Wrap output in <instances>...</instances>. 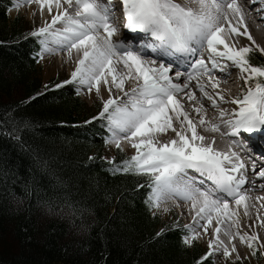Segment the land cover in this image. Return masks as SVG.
<instances>
[{
  "label": "snow or ice",
  "instance_id": "6c2138e0",
  "mask_svg": "<svg viewBox=\"0 0 264 264\" xmlns=\"http://www.w3.org/2000/svg\"><path fill=\"white\" fill-rule=\"evenodd\" d=\"M19 2L16 0L14 7H18ZM25 2L36 3L41 15L45 7L49 13H52L53 6L56 9L50 23L44 22L42 27L30 33L31 36L43 38L40 40L42 52L55 50L48 47L51 40L61 50L67 51L69 58L74 49L79 54L70 79L55 87L75 81L86 85L89 92L95 88L97 94L100 93L101 84L107 87L109 96L107 99L101 97L103 107L98 116L92 119H107L112 135L106 143H114L122 151L121 141L125 140L136 149V154L124 160L123 166L117 167L115 171L149 174V187L152 191L146 203L151 209L159 210L162 200L167 196H179L191 202V209L195 213L193 220L205 234L209 233V227L212 226V238L207 242L208 251L197 264H211L209 258L215 252H221L225 259L236 253V259H242L234 243L236 239L251 249V256H256L258 252L264 255V243H258L259 234L254 230H242L244 225L241 215L248 217L254 207L250 203L252 189L244 187L252 182L244 172L246 166L243 158L231 149L227 152L215 149V137L205 144L206 138L197 133L196 123L177 99V94L183 92L188 101L196 100L195 93L189 88V81L196 80V87L214 108L218 107L217 97L239 106L230 113L220 109L221 119L229 116L227 120L222 119V123L229 129L221 133L222 136L233 137L232 143L242 149L245 142L254 146L257 139L264 140V82L257 80L254 87L242 89V97H235L231 101H226L221 92L210 94L200 82L201 77H207L210 86L218 88L220 81L213 73L221 68L223 60L231 61L242 74L248 73L243 76L245 85H249L255 78L264 77V66L249 63L247 55L252 48L244 46L237 49L223 35L225 31L229 35H244L255 44L237 0H196L198 7L195 9L177 3L176 0H122L125 27L150 33L158 41V44L152 42L147 47L157 48L162 54L173 50L193 57L200 52L199 57L190 64L191 71L187 73L183 84L174 83L169 75L171 61L167 67L164 63L156 66L155 60H145L131 48L113 42L112 37L119 31L113 23L114 6L110 7L102 0ZM69 9H74V12ZM233 19L236 20L235 25ZM221 21L227 22V29ZM57 23L63 27L55 28ZM205 45L207 60L201 51ZM259 51L264 52V48ZM116 65H121L122 70ZM175 77L179 80L181 73L177 71ZM126 81L132 82L127 91ZM112 87L122 93L126 100L121 101L119 96L113 97ZM202 109L203 104L193 108L199 116V124L205 126L206 130L220 132V125L207 120L201 114ZM174 121L178 122L179 128L174 126ZM169 130L175 134L174 138L168 141L157 139L158 134ZM260 155L264 156V152ZM189 169L206 176L212 182V187H197L191 179H186V170ZM252 174L264 180V166L256 169L253 162ZM261 188L264 189V185ZM257 199L264 200V197ZM261 206L264 207V204ZM167 210L165 207L164 211ZM197 217L200 219L197 220ZM200 220L204 223L200 224ZM260 223L264 225V220ZM252 226V223L247 225L248 228ZM183 227L188 230V234L183 237L186 245H191L200 237L201 233L190 225ZM164 231L161 229L156 235L161 236ZM221 233L225 239L221 238Z\"/></svg>",
  "mask_w": 264,
  "mask_h": 264
},
{
  "label": "trees",
  "instance_id": "16d2710c",
  "mask_svg": "<svg viewBox=\"0 0 264 264\" xmlns=\"http://www.w3.org/2000/svg\"><path fill=\"white\" fill-rule=\"evenodd\" d=\"M13 6L0 0V264H197L208 249L153 214L149 174L115 171L130 157L109 161L100 107L43 83L39 38Z\"/></svg>",
  "mask_w": 264,
  "mask_h": 264
},
{
  "label": "bare ground",
  "instance_id": "6f19581e",
  "mask_svg": "<svg viewBox=\"0 0 264 264\" xmlns=\"http://www.w3.org/2000/svg\"><path fill=\"white\" fill-rule=\"evenodd\" d=\"M261 0H257V2H253V0H237V4L241 7L243 13H244V19H245V24L247 25L248 32L251 34L253 40L255 41V44H252V41H250L247 36L244 35H229L228 31H225L223 35L226 38V41L231 45L234 46L235 48H240L244 46H250L253 49L259 50L260 48H264V2L262 5L259 3ZM102 2L109 4L110 7H113V13L112 15H116L118 6L122 5V0H102ZM177 3H180L184 6L191 7V8H197L198 5L196 3V0H176ZM20 8L23 9V11L32 19L33 22L38 23L41 22L44 24V22H51V16L55 15L56 9L53 6V11L52 13H49L47 11V7H45L43 14L41 15L39 11V7L36 3H27L25 0H20L19 2ZM66 6V5H65ZM19 8V9H20ZM69 11H73L74 9H69ZM19 12V11H18ZM118 17V16H117ZM120 18V17H119ZM222 23L225 24V29H227V22L221 21ZM233 25L236 24V20L233 19L232 21ZM117 28L119 29L118 33L114 34L112 37L114 43H122L125 47H128V44L126 43V37L128 36L126 32L122 33V23L115 22L114 23ZM121 24V25H120ZM43 25H41L42 27ZM40 27V26H39ZM38 27V28H39ZM55 28H60L63 27L62 24L57 23ZM241 30H243V27L241 26ZM103 32V30H101ZM133 35H141V36H147L146 33L141 32L137 30L136 32L133 33ZM137 43V42H134ZM152 43V42H151ZM158 44V42H156ZM50 45H52L55 49L54 51H47L48 55L50 56H58L59 58V65L62 66L65 69V74L70 75L72 71L75 70L76 67V60L79 58V54L76 52L74 49L71 55V58H69V55L67 51L61 50L60 46L56 45L54 42H49ZM259 46V47H257ZM133 47V46H132ZM147 47V46H145ZM221 49H223L222 45H219ZM129 48V47H128ZM132 49V48H131ZM135 51L134 49H132ZM203 52V55L205 57V60H207V47H205L201 50ZM143 58V54L145 52H138ZM200 55V53H199ZM198 55V57H199ZM196 57V58H198ZM147 60L146 58H144ZM150 60H155L157 62L156 66H158L162 60L158 61V58H152ZM52 62V61H51ZM116 67L120 70H122L121 65H116ZM222 68V71H221ZM221 68H218L213 75L215 77L219 78V87L216 89H213L210 86V83L207 80V77H201L200 82L205 85L206 90L210 94H214L215 92H221L225 96L226 101H231L235 97H240L244 85V79L243 76H247L248 73H241L239 67H236L233 65L231 61L223 60L221 62ZM174 69L173 66L171 67L169 73L174 74ZM174 71V72H173ZM191 70H181L179 71L181 73V77L179 80L176 79L175 74L172 78L174 83H180L183 84L185 82V79L187 77V73ZM173 72V73H172ZM170 75V74H169ZM84 88H87L86 85H83ZM132 86L131 81H126L125 82V90L127 91L130 87ZM252 87V86H251ZM189 88L191 91H193L196 95V100L194 101H188L187 98L185 97L184 93H178L177 94V99L180 100V102L184 106V110L189 113L190 118L196 123V130L197 133L200 135H203L206 139L204 141L205 144L209 143L213 137H215V143L213 147L219 151L222 152H227L230 149L238 152L241 154L242 152L240 151V148L232 143L233 137L224 135L222 136L221 133L223 132H228L229 129L228 127L222 123L223 120L229 119V116H225L222 119L219 117V111L220 109H225L229 113L233 108H238V105L232 104L230 102H225L219 100L217 97V104L218 107H213L211 102L207 100L206 97L203 96V94L200 92V90L196 87V80L189 81ZM88 90V89H87ZM92 95L94 96H100L103 97V99H107L109 96V92L107 91V87L103 84L100 86V93L97 94L95 88L91 91ZM90 93V94H91ZM115 95V97L119 96L121 101L126 100V98L123 96L122 93H120L115 87H112V92L111 95ZM119 102V101H118ZM200 104H203V109L201 114L206 117L207 120L217 123L220 125V132H212L210 130H206L205 126H202L199 124V116L198 114L193 110L194 106H199ZM174 126L179 128L178 122L174 121ZM174 133L169 130L167 133L164 134H158L157 139L161 141H168L172 138H174ZM189 137L191 136V133H188ZM261 139H257L255 141V148L261 149L264 151V146H262L259 142ZM124 141V140H123ZM125 142V141H124ZM126 147L128 148V141L125 142ZM196 143H200L197 141ZM131 146V145H130ZM253 162H255L256 169H259L263 165H261L260 162H258L257 159H253ZM251 162L247 167L246 170L248 172V178L252 182L250 184H246L244 187L246 188H251L250 196H251V201L250 203L254 205V207L251 208L250 215L248 217H244L241 215V222L244 225V228L242 230L244 231H256L259 234L260 240L258 243H264V225H261L260 221L264 220V207L261 205L264 204V200L257 199V197H264V189L261 187H257L255 184L256 182L262 181L259 177L254 176L252 174V164ZM198 172V171H197ZM264 181V180H263ZM259 185H264L259 184ZM164 203L161 205L162 209L164 210L165 207L167 209H170V206L177 207V209L181 213V217L185 219L186 225H190L192 228H194L196 231L200 232L203 239H205L207 242L209 239H211V231H212V226L209 227V233L205 234L203 232V229L193 220V215L195 214L194 211L191 209V202L190 201H185L179 196H167L164 199ZM234 207V205H232ZM167 210V211H168ZM242 211V210H241ZM263 212V213H262ZM257 216H259V219H257ZM200 218L197 217V220ZM204 221L200 220V224H203ZM215 221H213V226H214ZM249 223H252V228H248L247 225ZM221 238L225 239L223 236V233H221ZM236 244L237 251L240 256H249V251L250 249L246 247V245L241 244L239 242V239H236L234 241ZM231 256L236 257V253H233ZM264 263V261H263Z\"/></svg>",
  "mask_w": 264,
  "mask_h": 264
},
{
  "label": "rangeland",
  "instance_id": "374dc122",
  "mask_svg": "<svg viewBox=\"0 0 264 264\" xmlns=\"http://www.w3.org/2000/svg\"><path fill=\"white\" fill-rule=\"evenodd\" d=\"M13 4L16 3V0H12ZM20 5L18 7H12L8 14L10 19L15 18V17H20L21 19H23L27 24L29 29L34 30L35 28H38L39 26L41 27V25H43V23L39 22L37 25V23L33 22L32 19L23 11L22 8H20ZM19 11V12H18ZM40 40L43 39L42 37L39 38ZM40 42V41H39ZM49 42H51V40H49ZM48 42V47L49 48H54L52 45H50ZM41 44V43H40ZM42 44H41V50L40 53H38V57L40 56V63L38 64V66L41 68V76L43 79V83L45 85H47L48 83L50 84H57L58 82H60V84H62V82L64 80H68L70 79V75H66L65 74V69L59 65V58L58 56H50L48 55L47 51L42 52ZM252 50H255L257 52H259L263 57H264V52H261L259 50H257L256 48ZM52 61V62H51ZM256 79V78H255ZM253 80L250 82L249 85H244L245 88L252 86H255V83H252ZM73 86H75V90H79L77 91V93L80 96V99L83 100L84 102L87 103L88 106H99L100 110L103 107L102 104V100L100 96H94L92 95L91 92H89L87 90V88H84L83 85H80L78 82H72L71 83ZM244 88V89H245ZM91 93V94H90ZM116 94L112 95L113 97H115ZM98 116V115H97ZM100 120H105L106 123V128L109 129L108 127V121L105 118H97ZM111 134L109 133V135L106 136V138H110ZM125 141V140H124ZM123 140L121 141V148L123 149L121 152L125 153L127 156L131 157L132 155L136 154V149L132 147L131 144H129L128 142V148L126 147V143L127 141L124 142ZM131 145V146H130ZM118 148L116 147V145L114 143L108 142L107 143V153H108V159L109 161H112L113 158L116 155ZM147 174V173H144ZM164 203V200H162L161 205ZM156 215H159L163 221L167 222V223H174L175 225H180L182 228H184L183 226L186 225L185 219L183 217H181V213L180 211L177 209V207L174 206H170V209L168 211H164L162 209V206L160 207L159 210L154 209V211ZM185 229V228H184ZM185 231L188 234V230L185 229ZM198 243L200 245H202L204 248L208 249V243L205 239H203L202 237H199L198 239H196L195 241H193V243ZM192 243V244H193ZM251 252V249L249 251V254ZM213 258L215 261V264H229L230 262H235V261H241L244 264H264V255H261L259 252L257 253L256 256H240L242 257V259L237 260L235 256H230L229 258L225 259L222 255L221 252H215L213 253Z\"/></svg>",
  "mask_w": 264,
  "mask_h": 264
}]
</instances>
